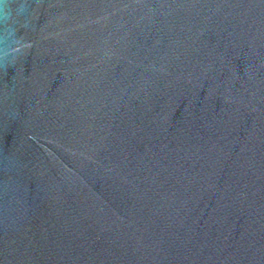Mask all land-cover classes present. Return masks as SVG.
<instances>
[{
	"label": "water",
	"instance_id": "water-1",
	"mask_svg": "<svg viewBox=\"0 0 264 264\" xmlns=\"http://www.w3.org/2000/svg\"><path fill=\"white\" fill-rule=\"evenodd\" d=\"M0 264H264V0H0Z\"/></svg>",
	"mask_w": 264,
	"mask_h": 264
}]
</instances>
